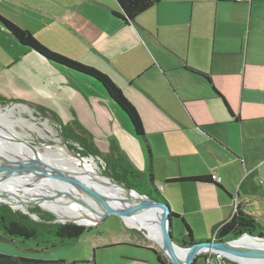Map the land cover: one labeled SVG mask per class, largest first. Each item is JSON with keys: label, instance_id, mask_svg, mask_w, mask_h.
<instances>
[{"label": "crops", "instance_id": "obj_1", "mask_svg": "<svg viewBox=\"0 0 264 264\" xmlns=\"http://www.w3.org/2000/svg\"><path fill=\"white\" fill-rule=\"evenodd\" d=\"M5 1L32 20L46 24L51 18L47 25L55 26V39L70 56L62 55L106 75L136 108L152 154L154 185L160 184L156 191L174 215L172 234L179 227L174 239H185L183 219L192 214H209L220 224L239 206L256 221L264 217L257 203L264 204L257 184L264 181V0H165L128 25L114 15L115 0ZM197 3L215 5L219 15L231 9L237 27L219 25L218 15L213 42H193ZM0 34V43L36 58L48 70L38 67L60 80L54 94H45L22 82L9 62L0 70V96L43 107L64 125L76 123L104 155L114 141L130 165L146 173L145 147L99 82L50 63L1 24ZM224 55L233 56V63L219 58ZM187 67L208 74L212 84ZM206 156L213 160L204 170ZM195 176H210L216 184L166 182ZM124 222L120 233H86L75 242L87 245L82 252L0 241L6 257L0 264H159L153 251H161L158 243Z\"/></svg>", "mask_w": 264, "mask_h": 264}, {"label": "trees", "instance_id": "obj_2", "mask_svg": "<svg viewBox=\"0 0 264 264\" xmlns=\"http://www.w3.org/2000/svg\"><path fill=\"white\" fill-rule=\"evenodd\" d=\"M118 5V10L114 12V15L122 20L125 24H131L136 22L137 18L154 8L165 0H115ZM218 3L232 2L231 0H216ZM0 24L4 31L10 33L21 45L36 52L47 61L52 64H56L67 69L73 70L77 73L86 75L97 82H99L108 95L114 101L121 110L128 116L136 136L142 142L146 149L148 156V169L146 173L136 171L132 165H130L128 159L120 151L114 141L111 142L110 152L106 155L102 154L97 147L89 140L91 137L84 129L77 126L76 123L64 125L53 114L44 109L43 107L33 105L34 108L39 111L40 114L46 117H51L61 125V131L64 138L67 141L77 144L85 156L103 157L108 160V167L110 170V177L129 188L136 189L142 195L150 196L158 199L168 205L166 200L156 190L154 185V176L152 168V154L149 143L146 139V133L141 121V118L136 108L130 103V101L124 96L119 87H117L106 75L100 71L85 66L81 63L68 60L67 58L51 52L49 49L40 45L31 36L30 33L17 28L14 24L0 16ZM190 71L199 74L204 77L208 82L212 84V79L208 74L201 73L197 70L187 67ZM218 97L222 95L214 89ZM224 100V98H223ZM0 96V103H10ZM225 102V100H224ZM24 103V102H22ZM227 105V104H226ZM228 109V105L226 106ZM230 111V109H229ZM169 184L174 183H213L216 184L214 179L210 176H195L188 178L169 179L166 181ZM149 191V192H148ZM155 191L156 196H153ZM18 210V209H16ZM31 213L40 215L41 221H34L31 217L25 214H21L13 211L9 207L0 204V241L11 242L18 240L22 244L30 243L35 246H43L50 248L62 247L65 245H71L77 242L84 231L80 229L62 227L55 223V218L50 215H42L38 208L32 209ZM172 216H174L172 214ZM183 224L186 231L185 239L177 240L181 246H192L196 243L208 242L209 240H194L193 232L188 223L183 219ZM213 232L216 235L215 241L226 242L242 237L243 235H252L258 237H264V226H261L256 221L255 217L244 211L241 207H237L233 216L225 222L217 224L213 227ZM157 256L159 264H169L168 261L160 252L153 250ZM0 258H6L0 255ZM199 258V257H198ZM23 262L40 263L41 261L20 259ZM76 264V263H72Z\"/></svg>", "mask_w": 264, "mask_h": 264}, {"label": "rangeland", "instance_id": "obj_3", "mask_svg": "<svg viewBox=\"0 0 264 264\" xmlns=\"http://www.w3.org/2000/svg\"><path fill=\"white\" fill-rule=\"evenodd\" d=\"M1 1V0H0ZM0 13L3 18L14 24L17 28L26 31L31 34V36L43 47L49 49L51 52L61 55L68 60L75 61L70 57H66L64 54L66 53L61 47V44L58 42V40L55 39V33L56 30L55 26L52 28L50 27V24L52 23L51 18L49 20V23H42L35 20H32L28 18L22 11H14L12 8H9L6 5V1L0 2ZM221 11L220 15L217 14L216 6L210 5V4H204V3H197L196 4V10L194 11L193 16V27H192V40L197 41L199 43L205 42L207 46L209 43L213 42L215 39L213 35V27L214 23L218 20V15L221 20L219 22V25H222L224 28H230L233 29L234 27H237L235 23V16L234 12L231 11V9H227ZM1 36V34H0ZM3 39V38H2ZM6 41V40H5ZM210 41V42H209ZM194 46V44H193ZM12 47L8 44L3 45L0 43V70L9 62H15L16 68H15V74L18 75V77L25 82H28L33 87L38 88L40 91L45 92V94L51 95L54 94L55 82L60 81L55 77L53 73H48V71L38 67L37 65H40L41 67L45 68L43 65H41L38 60L32 56L28 57H21L20 54L17 51H14L11 49ZM70 56V55H69ZM223 59L226 62L233 63L234 57L224 55L219 57ZM78 62V61H75ZM210 61H207L209 64ZM79 63V62H78ZM47 69V68H45ZM95 69V68H94ZM262 69V68H259ZM48 70V69H47ZM97 70V69H96ZM114 83V82H113ZM115 84V83H114ZM117 87L118 85L115 84ZM2 97V96H1ZM3 99L7 101H12L10 103H0V108L3 111H7L8 109H15L12 114L13 119V126L12 128L17 134H20L25 141L30 143L32 146L36 148L37 151L41 152L42 154H45L50 159H59L61 160V156L65 155L70 158H82V159H88L93 160L96 163V168L99 173V176H101L104 179L110 178L113 182H117L113 180L110 177V170L108 167V160L104 159L103 157H95V156H85V154L81 151L79 146L77 144H73L70 141H67L61 131V125L56 120H54L51 117L43 116L34 108V104L30 105V103H22L23 100H11L6 97H2ZM131 103V102H130ZM132 104V103H131ZM21 120V121H20ZM26 120V121H25ZM18 121L22 122L21 124L18 123ZM142 121V120H141ZM23 124V126H22ZM143 124V122H142ZM13 138H17L13 133H11ZM7 137V136H6ZM5 142L9 151L13 150L12 146L13 143H10L6 140H0ZM16 146V145H13ZM25 154L28 156H31L30 153L23 148L22 149ZM3 151L4 155H7L8 157L12 158L13 160L17 159L13 154ZM17 153V152H16ZM56 157V158H55ZM205 163L203 169L206 170L210 165L211 161L213 160L212 156H206L204 157ZM171 160V159H170ZM169 160V161H170ZM172 161V160H171ZM188 161V160H187ZM186 162V159L183 160V163ZM204 162V161H203ZM55 169H62L66 170L67 166L65 162H56ZM207 164L209 166H207ZM63 165V166H61ZM162 169H165V165L162 166ZM67 171V170H66ZM81 173V172H80ZM79 174V172L77 173ZM108 177V178H106ZM258 186L261 188L260 191L264 194V183H262L260 180L257 181ZM155 186L157 188L160 187V184L157 182L155 183ZM53 190V188H51ZM132 189V188H130ZM136 192H138L136 189H133ZM60 193V191H57ZM149 192V191H148ZM57 193V198L60 197V195ZM140 195H142L140 192H138ZM153 196H156L155 191H153ZM258 207H260V212H264V204L262 202H257ZM32 204H38L36 202H33ZM32 204L29 206V211L31 212L32 209L38 208L39 211L42 213V215H50L53 218H55V223L61 225L62 227L67 228H76L80 229L81 231H84V234L82 237L88 233L95 231L96 233H103L105 235L113 234V233H120L123 226L126 225L123 218L116 216V215H109L107 216L103 221L100 223L95 220L89 225H84L81 223H78L75 220H61L59 217V220L56 221V216L53 215L52 211H49L45 208H43L40 205H34ZM4 205V204H1ZM9 207L8 205H5ZM256 207V206H255ZM12 209L11 207H9ZM13 210V209H12ZM248 210H251L248 207ZM15 212L24 214L23 211L20 210H13ZM52 212V213H51ZM31 217L34 221H41L40 215L36 213H32ZM55 214V213H54ZM186 220L189 223L190 227L193 231L194 240H209L210 242H213L216 239V235L213 232V227L217 225V221L213 219V217L209 214H192L186 216ZM258 224L261 226H264V217L261 219H258ZM129 225V224H128ZM130 228H132L135 231H142L140 228L134 227L129 225ZM178 226H175V229L173 230V235L178 236ZM150 237V235H148ZM152 239V238H151ZM152 242H157L156 240L152 239ZM158 246H159V242ZM197 244V243H196ZM28 245H32L28 243ZM87 245L81 241L80 244H71V245H65L62 246V250L71 251V250H77L79 252H82L85 250ZM160 248V247H159ZM199 257H205L208 260L205 261L204 259L198 260L197 264H239L238 262L227 258L223 255H220L218 253L212 252V251H205L204 253L200 254ZM215 260V261H210ZM258 264H264L258 263Z\"/></svg>", "mask_w": 264, "mask_h": 264}, {"label": "bare ground", "instance_id": "obj_4", "mask_svg": "<svg viewBox=\"0 0 264 264\" xmlns=\"http://www.w3.org/2000/svg\"><path fill=\"white\" fill-rule=\"evenodd\" d=\"M15 109H8L3 111L0 108V135L5 137L0 140H6L13 145V150L9 151L6 144L3 141H0V145L3 151L13 154L17 159H15V164L18 166H24L26 164L34 163V156L32 151L25 145L15 143L17 138H13L11 133L18 137V139H25L17 134L12 128L14 122L12 119V114ZM21 121V120H20ZM18 121V123H22ZM26 121V120H25ZM23 126V124H22ZM14 127V126H13ZM12 139V140H8ZM15 140V141H14ZM25 148L31 156H28L23 152ZM17 152V153H16ZM39 152V151H38ZM7 153V154H9ZM40 158L44 163L49 165L51 168L55 167L56 162L62 161L66 163V170L75 174L78 179H80L84 185L92 189L96 193L101 194L105 199L117 203H127L130 199H136L138 196L136 194H128L124 189L119 188L114 185L109 179H104L99 176L97 171L96 163L93 160L88 159H78L70 158L68 156L62 155L61 160L50 159L47 155L39 152ZM63 166V165H61ZM55 169V168H54ZM79 172V174H77ZM81 172V173H80ZM39 173H27L19 174L14 178L13 181L0 183V200L6 204L11 205L15 209H18L23 212L29 211V206L36 202L43 208L52 211L61 220H75L78 223L89 225L97 219V216L102 214V210L95 204L85 201L84 196L71 184L66 182L56 180L54 178H46L38 184L37 189H24L19 185H31L34 184L36 179L40 176ZM53 188V190L51 189ZM60 191V194L57 191ZM57 193L60 195L59 198L56 197V200H49L47 195L57 196ZM85 204H81L80 202ZM160 217L159 214L155 212H147L138 216H132L126 219V222L134 227L140 229H147L149 235L152 239L157 242H161V227H160ZM240 243L247 245H257L264 247V241L258 242L253 239L244 238ZM232 260L238 262L239 264H251L248 259L227 255Z\"/></svg>", "mask_w": 264, "mask_h": 264}, {"label": "water", "instance_id": "obj_5", "mask_svg": "<svg viewBox=\"0 0 264 264\" xmlns=\"http://www.w3.org/2000/svg\"><path fill=\"white\" fill-rule=\"evenodd\" d=\"M4 137V135H0V139H3ZM6 138L8 139V137ZM15 143L25 145L32 151L34 156V163L26 164L24 166L16 165L14 163L15 160L3 154V150L0 145V183L13 181L14 178L19 174L40 172L41 175L36 179L34 184H22L19 186L23 187L24 189L34 190L37 189L38 184L46 178H54L56 180L71 184L84 196L86 202L95 204L102 210V214L97 216L96 219L99 223L109 215H116L126 220L129 217L138 216L150 211L155 212L156 214H159V217L161 219L160 227L162 241L159 243V247L169 264H195L199 255L204 253L205 251H212L227 258H229V256L227 255L242 257L248 259L251 264L264 262V247L240 243V241L244 238L262 242L264 241V237L243 235L240 238L226 242H218L214 240L213 242L208 241L197 243L192 246H181L179 242L174 239L172 234V222L174 216H172L169 205L153 197L140 195L138 192L130 189L126 185H123L119 182H113L110 178L106 177L110 181H112L114 185L124 189L128 194L133 193L138 196L136 199H130L127 203L116 204L115 202L105 199L101 194L96 193L92 189L88 188L80 179H78L75 174L62 169L51 168L49 165L42 161L39 152L27 141L16 139ZM47 197L49 200H56L57 196L48 194ZM80 203L82 204L83 202ZM0 204L8 205L13 210H16L14 207L2 202L1 200ZM34 205L39 204H32V206ZM23 213L29 216L33 215L30 211ZM52 214L56 216V221L59 220V217L56 214ZM141 230L145 233H148V235L150 234L147 229Z\"/></svg>", "mask_w": 264, "mask_h": 264}, {"label": "built area", "instance_id": "obj_6", "mask_svg": "<svg viewBox=\"0 0 264 264\" xmlns=\"http://www.w3.org/2000/svg\"><path fill=\"white\" fill-rule=\"evenodd\" d=\"M231 1H234V2H241V0H231ZM262 183H264V181H262Z\"/></svg>", "mask_w": 264, "mask_h": 264}, {"label": "flooded vegetation", "instance_id": "obj_7", "mask_svg": "<svg viewBox=\"0 0 264 264\" xmlns=\"http://www.w3.org/2000/svg\"><path fill=\"white\" fill-rule=\"evenodd\" d=\"M181 245V244H180ZM158 252H160L161 254H162V252L161 251H158ZM162 256H164L163 254H162ZM202 257H199L198 259L200 260Z\"/></svg>", "mask_w": 264, "mask_h": 264}]
</instances>
